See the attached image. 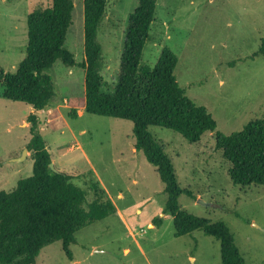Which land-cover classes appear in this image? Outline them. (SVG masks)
Segmentation results:
<instances>
[{
	"label": "rangeland",
	"instance_id": "obj_1",
	"mask_svg": "<svg viewBox=\"0 0 264 264\" xmlns=\"http://www.w3.org/2000/svg\"><path fill=\"white\" fill-rule=\"evenodd\" d=\"M154 19L141 63L152 66L163 47L177 62L176 81L206 107L216 130L229 134L264 112V0H155ZM64 46L84 58L83 0H72ZM49 0H0V68L13 73L25 56L27 14ZM137 0H107L97 30L104 87L116 82L128 15ZM48 74L54 98L42 110L0 97V191L32 173L28 115L35 113L54 167L93 199L96 181L116 211L75 232L68 247L44 246L34 264H221L219 240L196 229L176 236L164 210L167 194L156 168L134 147L130 120L88 113L84 70L57 59ZM110 85V86H109ZM2 86L0 85V92ZM172 160L183 190L181 208L211 222L223 221L246 264H264V187L231 182L229 163L214 132L194 143L173 129L149 126ZM25 155V156H24ZM16 158H21L16 160ZM189 192V193H188ZM154 219L159 220L155 224Z\"/></svg>",
	"mask_w": 264,
	"mask_h": 264
},
{
	"label": "trees",
	"instance_id": "obj_2",
	"mask_svg": "<svg viewBox=\"0 0 264 264\" xmlns=\"http://www.w3.org/2000/svg\"><path fill=\"white\" fill-rule=\"evenodd\" d=\"M106 2L83 0L81 61L64 46L72 23V0H49L31 10L26 16L25 56L13 73L4 74L0 68V97L26 102L34 110L44 109L54 98V82L48 74L54 62L59 59L67 66L82 68L85 111L132 122L135 149L156 168L164 185V210L172 216L174 234L202 230L219 240L221 264H246L226 223L211 222L180 207L178 197L183 190L172 160L149 126L173 129L190 143L197 142L206 131L214 132L215 147L229 163L231 182L264 187V112L238 130L223 134L216 130L206 107L192 101L176 81L177 58L171 50L163 47L152 66L141 63L155 0H137L129 13L117 79L111 88H105L97 30ZM259 52L264 53V41ZM37 117L35 113L28 115L31 136L26 148L33 160L31 175L19 179L11 190L0 191V264H34L40 250L57 240L71 258L68 247L75 242V232L116 211L98 182L91 181L93 199L87 201L86 192L72 182V175L49 167L52 160ZM154 221L159 224V220Z\"/></svg>",
	"mask_w": 264,
	"mask_h": 264
},
{
	"label": "water",
	"instance_id": "obj_3",
	"mask_svg": "<svg viewBox=\"0 0 264 264\" xmlns=\"http://www.w3.org/2000/svg\"><path fill=\"white\" fill-rule=\"evenodd\" d=\"M27 151V148L24 149V152L26 153ZM25 156V155H24ZM21 158H16V160H20ZM49 167L52 169V170H56V168L54 167V164L52 162L49 163Z\"/></svg>",
	"mask_w": 264,
	"mask_h": 264
},
{
	"label": "crops",
	"instance_id": "obj_4",
	"mask_svg": "<svg viewBox=\"0 0 264 264\" xmlns=\"http://www.w3.org/2000/svg\"><path fill=\"white\" fill-rule=\"evenodd\" d=\"M42 110V109H41Z\"/></svg>",
	"mask_w": 264,
	"mask_h": 264
}]
</instances>
